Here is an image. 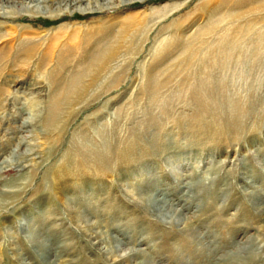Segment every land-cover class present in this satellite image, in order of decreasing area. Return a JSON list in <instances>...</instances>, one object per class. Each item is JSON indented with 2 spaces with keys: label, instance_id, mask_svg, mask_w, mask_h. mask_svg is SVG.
Returning a JSON list of instances; mask_svg holds the SVG:
<instances>
[{
  "label": "rangeland",
  "instance_id": "rangeland-1",
  "mask_svg": "<svg viewBox=\"0 0 264 264\" xmlns=\"http://www.w3.org/2000/svg\"><path fill=\"white\" fill-rule=\"evenodd\" d=\"M28 1L0 0V264H264V0Z\"/></svg>",
  "mask_w": 264,
  "mask_h": 264
},
{
  "label": "bare ground",
  "instance_id": "bare-ground-1",
  "mask_svg": "<svg viewBox=\"0 0 264 264\" xmlns=\"http://www.w3.org/2000/svg\"><path fill=\"white\" fill-rule=\"evenodd\" d=\"M83 1H85V0H73L70 5H73L76 8V10H78V12L80 14H86V13H89V11L94 13L96 11L101 10L102 8H105V6H102V5H100V6L93 5V7H91L92 6V4L90 3L91 0H88V2H86L84 5H78L79 3L81 4V2H83ZM94 1L97 2L98 0H94ZM43 4H45V0H29L27 2L28 7H30L32 9V11H38L39 7H41L39 5H43ZM119 4H123V3H119ZM110 55H111L110 53L106 54L104 56V59L102 60V62L109 60ZM87 68L90 69V66H87ZM149 203L152 204L151 201Z\"/></svg>",
  "mask_w": 264,
  "mask_h": 264
}]
</instances>
